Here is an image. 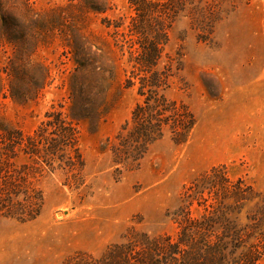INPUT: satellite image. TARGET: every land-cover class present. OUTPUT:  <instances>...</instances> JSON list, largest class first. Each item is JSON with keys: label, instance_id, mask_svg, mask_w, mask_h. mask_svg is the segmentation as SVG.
I'll use <instances>...</instances> for the list:
<instances>
[{"label": "rangeland", "instance_id": "374dc122", "mask_svg": "<svg viewBox=\"0 0 264 264\" xmlns=\"http://www.w3.org/2000/svg\"><path fill=\"white\" fill-rule=\"evenodd\" d=\"M149 41L161 94L197 123L129 171L113 149L143 103ZM214 168L241 183L219 202L193 184ZM212 216L201 262L260 249L264 264V0H0V264L100 258L137 233L176 243ZM210 245L235 249L208 262Z\"/></svg>", "mask_w": 264, "mask_h": 264}, {"label": "trees", "instance_id": "16d2710c", "mask_svg": "<svg viewBox=\"0 0 264 264\" xmlns=\"http://www.w3.org/2000/svg\"><path fill=\"white\" fill-rule=\"evenodd\" d=\"M161 56L159 43L147 42L139 64L144 72L152 74L147 83L149 85L143 84L140 88V96L144 99L143 103L138 104L133 111L131 122L126 124L123 133L120 135V144L113 149L115 163L119 165L121 162H126L127 168L125 169L129 171L139 167L150 146L165 137L167 128L171 130L173 143L181 146L189 141L197 123L194 114L187 106L170 101L161 94L162 89L168 87V80L170 79L163 72L156 71ZM146 88L149 91L147 93L142 92V89L146 90ZM193 184L199 190L198 194L201 196L207 194L212 199L215 196L214 200L218 202L223 201L219 198L220 194H227L230 191L237 193L236 190L241 185V183L231 182L227 174L222 173V171L220 173L218 168L200 176ZM232 187L234 190L231 189ZM42 206L41 202L25 219L19 213V208L16 210L17 212L10 208L6 209L10 210L8 214L12 217L24 219L23 222H31L40 217ZM215 217L206 218L208 220L206 223H193V220L188 217L187 228L178 236L179 239L176 243L171 238H152L147 234L137 233L134 240L128 238L127 243L112 246L100 258L86 254L77 255L66 264H205L204 261H200L201 246L204 240L203 243L201 241V246L196 243L198 231L196 228L216 227L219 224L217 217L216 219ZM227 248L233 252L235 246L210 245L207 261L213 262L219 259V255L223 256ZM253 253L254 250H251L250 253H241L237 264H256L259 261L258 254H261L260 249H258L257 254L252 255Z\"/></svg>", "mask_w": 264, "mask_h": 264}]
</instances>
